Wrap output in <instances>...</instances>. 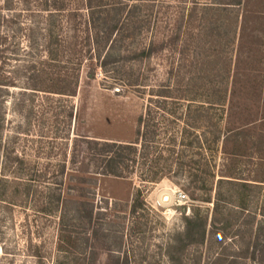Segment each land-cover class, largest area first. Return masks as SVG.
<instances>
[{"label":"rangeland","instance_id":"obj_1","mask_svg":"<svg viewBox=\"0 0 264 264\" xmlns=\"http://www.w3.org/2000/svg\"><path fill=\"white\" fill-rule=\"evenodd\" d=\"M82 2L0 0V264H89L93 257L103 264L109 253L127 264H210L221 252L222 264L233 258L264 264V38L261 46L251 37L240 46L242 10L216 4L226 0H128L150 5L157 21L138 37L143 44L164 38L167 29L180 38L173 56L162 51L120 67L144 76L142 96L116 93L119 86L104 87L111 78L96 69L89 79V62L69 57L54 39L72 35L63 9ZM259 3L250 0L249 8ZM54 6L62 27L51 33ZM247 21L251 27L261 22ZM48 47L57 54L50 56ZM172 66L185 67L197 89V103L190 104L192 110L203 105L201 118L170 119L169 133L159 120L151 150L156 160L126 178L98 174L94 158L80 152V139L133 142L148 91L167 80ZM169 134L173 147L164 146ZM152 174L163 176L146 182ZM236 183L252 186L239 191ZM218 189L236 198L222 203V224L210 234ZM162 190H179L187 200L162 206ZM136 197L143 204L133 212ZM195 214L208 219L205 243L181 249L174 238Z\"/></svg>","mask_w":264,"mask_h":264},{"label":"trees","instance_id":"obj_2","mask_svg":"<svg viewBox=\"0 0 264 264\" xmlns=\"http://www.w3.org/2000/svg\"><path fill=\"white\" fill-rule=\"evenodd\" d=\"M226 1H228V3L220 2L216 4L224 7L227 6L226 8L234 7L242 10L243 15L238 36L239 45L243 46L247 37H251L255 44L261 46V39L264 38V4H262V1L260 0L259 6L252 10L249 8L250 0ZM82 3V7L76 10L63 9V12L66 14V28L70 26L68 30H70L69 32L72 35L65 41H62L63 39L60 35H56L54 39H58L59 43L62 42V46L64 47L62 48L64 51L68 52L69 57L75 56L78 61L87 60L89 62V79H94L96 69H99L100 73L105 76V78H111L114 81L110 85L104 84V87L113 89L115 86H119V90L116 93H120L123 89H129L142 96L147 90L145 78H143L144 76L141 74L138 76L127 75L122 72L120 67H124L130 61L137 62L149 59L154 54L162 51H166L169 55L173 56L180 38V33L167 29L164 38L157 41L153 38L148 44H143L141 40H138V37L143 31H146V29L148 30L151 25L157 23V21L156 23L153 21L154 19L151 21V14L153 11L150 5L129 4L128 0L113 4L102 3L98 0H83ZM52 8L53 9L50 10L51 12L49 13L48 24L51 33H53L57 25L62 27V24L56 21V10L60 11V9H57L55 6ZM75 18L79 21L75 22V20H73ZM249 18L261 22H257L256 27H251L247 21ZM59 30L61 29L59 28ZM134 43L135 45H133ZM252 43L253 42H251V44ZM48 53L50 56H55L57 54V49L53 50L50 48ZM180 54H184L183 48ZM182 58L183 57H181V60ZM173 66L169 67L166 72L167 80L148 91V102L144 113L137 118V128L134 133L135 140L133 142L119 143L96 141L88 139L85 136L80 139L82 143L80 152L85 155V159L87 157L94 158V161L98 163V174L126 178L130 176L131 170L141 168L147 162H153L150 158L156 160L158 155L151 153V150L152 144H154L159 133V120L164 122L163 127L165 128L163 132L169 133L171 129L168 125L170 119L181 122L183 119L195 117L194 121L197 122V120L201 118L200 111L204 109L203 105L200 104L199 107H194L195 109L192 110L193 106L190 104L192 102L197 103L195 102L196 100L193 99L196 95V92H193L197 89H194L190 80H186L188 77L185 76L186 73L183 74V69L185 67ZM171 77L172 79L174 77L176 80H170ZM73 91L74 90L67 94L72 95ZM186 98H188V100ZM184 100L189 103L179 108V102ZM175 141V136L169 134L166 137L164 146L173 147ZM171 152L173 151H170V153ZM169 158H173V156L169 155ZM162 176L163 175L160 177ZM160 177H158L157 174H152L149 175V177L143 178L147 179L146 182H154ZM222 181L223 180L220 179L218 183L221 184L223 183ZM236 185L239 187V191L246 190L252 186L247 183H236ZM230 196L228 198L222 197L220 190L218 189V191H216L213 216L210 221V234H212V230L222 224L221 219H219L223 208L221 205L225 200H229V198L231 200V198L234 197ZM132 204L131 209L135 212L143 203L139 201V197H136ZM237 207L244 211L246 206L239 204ZM184 224V231L176 235L174 242L179 244V246L181 245V249L189 245L203 246L207 236L208 219L195 214L191 217H185ZM226 228L228 227H223L224 230ZM258 229H262V226H259ZM224 238L225 234L223 233V235L218 238V244H222ZM240 255H242V253H240ZM224 256L225 255L221 252L210 264H222ZM107 257L108 260L103 264H127L126 258L120 260L119 257L113 256L110 253ZM91 260L92 262L89 264H97V257H93ZM232 260L233 261H230L228 264H236L235 258Z\"/></svg>","mask_w":264,"mask_h":264},{"label":"bare ground","instance_id":"obj_3","mask_svg":"<svg viewBox=\"0 0 264 264\" xmlns=\"http://www.w3.org/2000/svg\"><path fill=\"white\" fill-rule=\"evenodd\" d=\"M173 192L170 190H162L158 194L159 203L162 206H169L173 202Z\"/></svg>","mask_w":264,"mask_h":264},{"label":"built area","instance_id":"obj_4","mask_svg":"<svg viewBox=\"0 0 264 264\" xmlns=\"http://www.w3.org/2000/svg\"><path fill=\"white\" fill-rule=\"evenodd\" d=\"M173 197V203H176L178 205H183L185 203V200H187V196L179 190L174 192Z\"/></svg>","mask_w":264,"mask_h":264}]
</instances>
